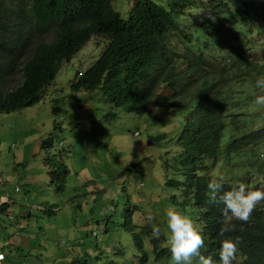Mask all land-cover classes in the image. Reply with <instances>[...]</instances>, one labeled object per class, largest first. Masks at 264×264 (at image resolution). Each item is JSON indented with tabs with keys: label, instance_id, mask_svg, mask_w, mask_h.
Listing matches in <instances>:
<instances>
[{
	"label": "rangeland",
	"instance_id": "1",
	"mask_svg": "<svg viewBox=\"0 0 264 264\" xmlns=\"http://www.w3.org/2000/svg\"><path fill=\"white\" fill-rule=\"evenodd\" d=\"M135 1L112 0L111 6L125 19ZM153 1L180 23L182 32L166 36V43L179 51L187 39L183 35L199 33L200 23L210 15L208 7L191 0ZM2 3L9 12L0 17V69L20 40L14 31L17 13L30 8L29 0ZM26 31L25 52L3 78L0 91L22 81V63L36 44L56 37L54 25ZM107 44L108 39L92 35L61 63L38 102L0 113V203L5 202L0 249L7 255L6 264H83L72 262L76 258L91 264H170L166 210L174 206L202 229L198 208L184 202L181 185L171 183L184 179L176 139L198 102L201 81L186 94L149 104L144 113L128 111L126 104L112 105L100 89L73 90L77 72H84ZM170 92L162 82L153 96ZM154 107L160 110L154 112ZM46 138H52V145L41 148ZM50 171L61 176L52 180ZM213 174L233 182L248 177L228 163L216 165ZM150 216L155 219L150 221ZM154 225L160 228L159 238L152 235ZM8 241L20 245L6 246Z\"/></svg>",
	"mask_w": 264,
	"mask_h": 264
},
{
	"label": "trees",
	"instance_id": "2",
	"mask_svg": "<svg viewBox=\"0 0 264 264\" xmlns=\"http://www.w3.org/2000/svg\"><path fill=\"white\" fill-rule=\"evenodd\" d=\"M2 1L0 17L9 12ZM191 1L208 7L210 15L200 23L199 33L183 35L187 39L179 51L166 43V36L182 32L180 23L153 0H136L125 19L112 8V0H29L30 8L17 13L19 24L14 31L20 40L14 42L16 49L9 50L11 56L0 69V84L25 52L22 42L27 34L23 31L54 25L56 37L36 44L22 63V81L0 91V113L38 102L61 63L69 61L92 35L108 39V44L84 72H77L73 90L100 89L112 105L126 104L128 111L144 113L149 104L186 94L201 81L198 102L189 110L176 139L184 179L171 183L181 185L184 202L198 208L205 242L201 252L219 263L223 238L218 236L221 225L217 220L223 205L210 203L207 195V183L218 177L213 174L216 165L228 163L248 174L235 182L224 179V190L239 182L264 190V105L254 102L264 95V88L256 86L257 80L264 79V0ZM162 82L171 92L153 96ZM51 145L52 138H46L40 146ZM50 174L52 180L61 176L58 171ZM4 204L0 203V210ZM233 223L235 231L226 234L240 238L233 264H264V202L249 223ZM72 262L91 264L86 258Z\"/></svg>",
	"mask_w": 264,
	"mask_h": 264
},
{
	"label": "clouds",
	"instance_id": "3",
	"mask_svg": "<svg viewBox=\"0 0 264 264\" xmlns=\"http://www.w3.org/2000/svg\"><path fill=\"white\" fill-rule=\"evenodd\" d=\"M256 86L264 88V79L257 80ZM254 102L264 105V95L255 97ZM159 110L158 107L153 108L154 112ZM207 195L210 203L223 205L221 218L217 220L221 225L218 236L223 238L219 249V264H233L239 252L240 238H227L226 234L235 231L236 224L233 221L244 224L251 221L257 206L264 202V190H253L244 182L224 190V178L221 176L209 180ZM165 215L167 241L171 253L170 264H216L211 255L206 256L201 252L205 246L204 236L189 216L174 206L169 207ZM154 219V216L149 217L150 221ZM152 235L160 237L159 226H153Z\"/></svg>",
	"mask_w": 264,
	"mask_h": 264
},
{
	"label": "built area",
	"instance_id": "4",
	"mask_svg": "<svg viewBox=\"0 0 264 264\" xmlns=\"http://www.w3.org/2000/svg\"><path fill=\"white\" fill-rule=\"evenodd\" d=\"M134 135H137V132H134ZM140 185H142V183H140ZM10 218L12 219V216H10ZM5 253L0 250V264H6L5 263Z\"/></svg>",
	"mask_w": 264,
	"mask_h": 264
},
{
	"label": "crops",
	"instance_id": "5",
	"mask_svg": "<svg viewBox=\"0 0 264 264\" xmlns=\"http://www.w3.org/2000/svg\"><path fill=\"white\" fill-rule=\"evenodd\" d=\"M2 198H3V196L1 195V196H0V201L2 200ZM2 202H4V201H2ZM7 243H8V244H6V246H8V245H10V244L12 245L13 242L8 241ZM19 245H20V244L15 243V244L12 245V247H16V246H19ZM11 249H12V248H11ZM0 250H1V249H0ZM2 251H3V250H2ZM3 252H4V251H3ZM4 253H5V252H4ZM6 259H7V255H6V253H5V260H4L5 263H6Z\"/></svg>",
	"mask_w": 264,
	"mask_h": 264
}]
</instances>
